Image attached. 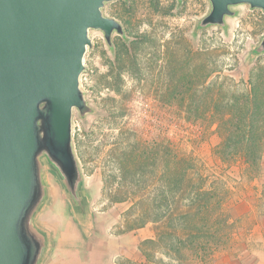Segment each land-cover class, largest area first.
<instances>
[{
    "label": "rangeland",
    "instance_id": "1",
    "mask_svg": "<svg viewBox=\"0 0 264 264\" xmlns=\"http://www.w3.org/2000/svg\"><path fill=\"white\" fill-rule=\"evenodd\" d=\"M232 10L236 15L227 17L226 27L198 29L200 20L211 11L209 0H116L107 3L104 15L122 23L126 32V38L118 34L113 36V44H119L121 52L126 48L129 50L130 58L126 64L116 61L102 31L91 30L92 47L88 48L84 58L86 70L81 76V88L94 111L81 117L75 110L73 146L83 173V194L91 217L94 219L97 215L99 230L105 228V232H101L107 241L120 240L117 237L128 232L125 230L130 203L116 206L109 202L106 185L110 174L116 172L112 162V157L117 154L115 150L120 152L130 138L148 139L152 133L169 125H172L174 135L179 126L185 130V136L193 138H186L181 144L186 153L196 156L203 173L212 169L229 173L238 182L229 181L234 188L232 204L247 195V191L253 192L254 180L245 177L239 181L236 167L229 170L223 165L218 167L219 161L213 154L218 143L214 132L208 129L205 142L198 139V130L183 119L186 110L176 102L163 101L176 97L177 93L171 86L165 90L170 75L163 72V68L177 63L190 64L188 75L182 79L183 75H180L178 82L174 81L178 85L185 80L196 83L203 79L202 68L205 67L207 85L231 79L239 90L248 87L250 73L257 64H264V52L255 51L264 37V11L252 9L247 4L235 6ZM124 39L136 44L132 46L127 41L123 47ZM171 117L177 119L179 125L171 124ZM44 178L49 196L36 222L39 227L52 231L46 262L55 253L62 232L69 224L86 229V223L77 214L57 174L47 165ZM256 184L264 187V157ZM54 189L58 192L54 193ZM249 223L242 219L235 221L233 238L236 240L239 236L240 242L236 240L218 254L217 264H254L256 257L243 254L245 246L242 243L249 239L252 240L250 249L264 252V242H255L249 237ZM148 226L130 234L138 246L133 254H128L116 243L114 264L120 259L136 260L142 256L141 242L149 238L147 230L152 231ZM80 238L85 242L83 232H80ZM128 244H132L131 241Z\"/></svg>",
    "mask_w": 264,
    "mask_h": 264
},
{
    "label": "water",
    "instance_id": "2",
    "mask_svg": "<svg viewBox=\"0 0 264 264\" xmlns=\"http://www.w3.org/2000/svg\"><path fill=\"white\" fill-rule=\"evenodd\" d=\"M116 0H0V264H42L50 234L37 215L48 199L49 166L84 223L90 210L73 146V116L93 113L81 76L91 30L126 38L122 23L105 16ZM198 29L226 27L233 7L264 11V0H209ZM264 52V37L256 48Z\"/></svg>",
    "mask_w": 264,
    "mask_h": 264
},
{
    "label": "trees",
    "instance_id": "3",
    "mask_svg": "<svg viewBox=\"0 0 264 264\" xmlns=\"http://www.w3.org/2000/svg\"><path fill=\"white\" fill-rule=\"evenodd\" d=\"M127 41L136 44L124 39L123 47ZM112 52L122 64L130 58L128 48L121 52L117 43ZM189 67L187 62L163 68L170 75L165 90L171 86L177 92L163 101L186 110L183 119L198 130V139L205 142L208 129L214 132L218 167H236L239 181L255 180L264 157V64L250 73L244 90L231 79L207 85L205 67L203 79L176 84L180 75H188ZM170 123L179 125L172 117ZM171 126L148 139L130 138L112 157L116 172L109 176L107 198L112 204L130 203L125 231L150 225L154 233L153 239L141 242L143 262L120 259L116 264H217V255L233 242L235 222L229 205L234 188L229 181L238 182L229 173H203L196 156L182 147L190 136L179 126L173 135Z\"/></svg>",
    "mask_w": 264,
    "mask_h": 264
},
{
    "label": "crops",
    "instance_id": "4",
    "mask_svg": "<svg viewBox=\"0 0 264 264\" xmlns=\"http://www.w3.org/2000/svg\"><path fill=\"white\" fill-rule=\"evenodd\" d=\"M241 180V178H240ZM258 178L254 180L253 192L247 191V195L239 198L235 204L231 201L229 205V213L233 222L237 220H244V222H250V238H253L255 242H264V187L258 186L256 183ZM58 190L54 189V193ZM253 193V194H252ZM251 195H254L252 198ZM126 203L115 204L125 205ZM114 205V207H116ZM128 208L121 211L118 217L121 216ZM91 215V213H90ZM91 217V216H90ZM97 219V215L90 218V222L86 223V229L75 224H69L68 228L62 232L61 239L58 241V247L48 260L44 261L42 264H114L115 262V245L121 246L125 249L128 254H133L137 249V243L133 242V238L130 236L131 233L136 232H124L117 239L120 240H110L107 241L103 238L102 230L105 232V228H100ZM97 221V222H96ZM118 222V221H117ZM115 224L113 222L112 226ZM150 227V226H148ZM67 229V230H66ZM145 228L139 229L144 230ZM51 234V229H45ZM138 230V231H139ZM149 238H154V233L150 229ZM80 232H83L86 236L85 242L80 238ZM241 234V233H240ZM239 234V235H240ZM132 244H128L130 242ZM237 243H239V236L236 237ZM233 239L232 244L236 242ZM117 241V242H116ZM252 240H246L242 244L245 246L243 254L245 256L256 257V262L254 264H262L264 262V252H257L250 249ZM242 254V255H243ZM218 258V256L216 257ZM136 260L143 262L142 256Z\"/></svg>",
    "mask_w": 264,
    "mask_h": 264
}]
</instances>
